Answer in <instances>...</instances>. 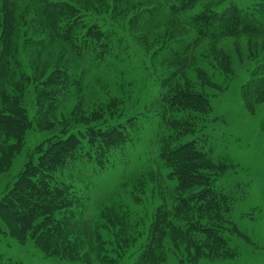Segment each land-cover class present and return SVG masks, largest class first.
<instances>
[{"label":"rangeland","instance_id":"rangeland-1","mask_svg":"<svg viewBox=\"0 0 264 264\" xmlns=\"http://www.w3.org/2000/svg\"><path fill=\"white\" fill-rule=\"evenodd\" d=\"M0 109L31 121L0 140V200L38 145L116 134L66 170L82 218L47 240L0 217V263L264 264V0H0ZM206 192L225 210L174 212Z\"/></svg>","mask_w":264,"mask_h":264},{"label":"trees","instance_id":"trees-1","mask_svg":"<svg viewBox=\"0 0 264 264\" xmlns=\"http://www.w3.org/2000/svg\"><path fill=\"white\" fill-rule=\"evenodd\" d=\"M2 63L4 64V61ZM62 82V79L56 78L52 79L50 83L45 84V86L39 87L38 101L41 102L40 105L45 102L51 108L59 102L60 98L68 90V85ZM198 97L203 101L205 99V106L209 105L206 96ZM30 122L26 113L15 114L11 111L0 109V140H6L4 136H17L22 143V136L26 130L31 128ZM100 131L98 129L90 132V134L82 135L83 137L85 136V141H83L81 136H79L80 134L69 133L65 130L63 131V138H53L51 142H44L38 145L32 155L28 157L27 163L18 175L12 188L0 200V217L4 219L5 223L10 222L17 225L31 226L37 222L36 232L44 230L40 238L48 240L53 236H63L62 232H66L69 229L68 227V229L66 228L60 232L59 235H55L59 231L57 230V226L61 224V228L65 220L73 216L77 220H80L82 216H77L72 208H80L81 210L83 205L74 201L75 194L72 192V187L65 181V178L68 179L70 177L69 179H71L73 176L68 174L66 170L69 169V164L74 163L81 157H85L86 148L92 147L93 144L95 145L97 137L102 140L104 139L107 143L109 139H112V141L116 139V134L113 131L106 130L102 136L99 135ZM98 151V148L94 149L92 155L88 153L87 156L95 159L94 157H97ZM188 151H184L182 155L184 157L183 160H189L193 157V154L188 153ZM97 165L102 168L100 163ZM187 185L191 187L195 183L187 182ZM201 185L208 184L207 182H203ZM184 187L186 185L181 186V188ZM219 204L217 196H209V192H206L185 204H176L173 210L177 213L196 210L219 213L222 212L219 209L225 210L223 206L219 208ZM51 222L59 224L53 223L51 226ZM190 229L193 228L189 227L188 230ZM196 237L215 248L229 251L226 243L227 239L219 231L211 230L206 233L205 237L199 234H196Z\"/></svg>","mask_w":264,"mask_h":264}]
</instances>
